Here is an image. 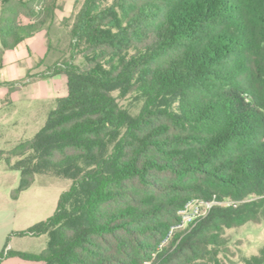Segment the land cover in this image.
Returning <instances> with one entry per match:
<instances>
[{
	"label": "trees",
	"instance_id": "trees-1",
	"mask_svg": "<svg viewBox=\"0 0 264 264\" xmlns=\"http://www.w3.org/2000/svg\"><path fill=\"white\" fill-rule=\"evenodd\" d=\"M62 8L0 0V55L44 30V70L27 80L62 74L67 87L10 150L12 197L36 175L72 182L20 233L46 235V249L5 246L0 261L225 264L224 232L264 216V0H81L59 18ZM128 95L142 101L136 115L118 103ZM212 201L174 232L189 203ZM242 264H264V249Z\"/></svg>",
	"mask_w": 264,
	"mask_h": 264
},
{
	"label": "rangeland",
	"instance_id": "rangeland-1",
	"mask_svg": "<svg viewBox=\"0 0 264 264\" xmlns=\"http://www.w3.org/2000/svg\"><path fill=\"white\" fill-rule=\"evenodd\" d=\"M74 1L58 0L66 14L69 13V10L71 13L78 11L81 0H78L76 8L73 6ZM65 5H68V8L65 9ZM59 15L62 16L63 11ZM76 63L80 66L83 65L80 58ZM114 95L118 94L114 93ZM118 103L132 115H136L142 105L140 98L135 95L118 98ZM37 120L33 121V126L25 130V138H33L43 126L45 119L39 121V125L35 126ZM0 151H2L0 153V158H2L0 159V253L6 246L16 252L39 255L46 249L48 237L46 235L32 237L20 235V233L52 216L57 208L60 194L68 190L72 182L58 175H36L32 186L13 198V193L20 185V174L18 171L8 168L5 160L9 159L11 165H14L17 159L10 157V150H2L0 147ZM205 209L202 204L191 203L181 213L183 224L175 228L174 232L185 229L189 225L190 219L197 214L196 211L201 212ZM256 219L254 222L224 232L227 244L223 248L221 256L225 264H242L244 257L258 254L264 249V216L262 217L258 213ZM5 232L7 233L5 234ZM10 259L19 264H38L21 260L18 257H6L0 261V264L4 260L9 261ZM3 264H14V262H4Z\"/></svg>",
	"mask_w": 264,
	"mask_h": 264
},
{
	"label": "crops",
	"instance_id": "crops-1",
	"mask_svg": "<svg viewBox=\"0 0 264 264\" xmlns=\"http://www.w3.org/2000/svg\"><path fill=\"white\" fill-rule=\"evenodd\" d=\"M66 8L68 5H65ZM62 11L63 15L60 16L59 13ZM60 12H58L59 18L68 17L71 13L69 10L66 14L63 9ZM46 52V32L42 30L20 42L14 49L4 51L0 55V147L2 150H11L19 143L32 139L25 138V130L33 126V121L36 119L38 120L35 126L39 125L42 119H45L43 120L45 123L48 115L55 109L56 101L67 95L66 78L62 74L27 80L28 74L36 76L43 72L44 66L41 61ZM9 250L13 251L12 248ZM4 262L19 264L12 259L4 260L2 264Z\"/></svg>",
	"mask_w": 264,
	"mask_h": 264
},
{
	"label": "built area",
	"instance_id": "built-area-1",
	"mask_svg": "<svg viewBox=\"0 0 264 264\" xmlns=\"http://www.w3.org/2000/svg\"><path fill=\"white\" fill-rule=\"evenodd\" d=\"M191 203H196V204H202V205H204L205 206V210H203V211H201V212H198V211H196V213L197 214H195L194 216H193V218L192 219H190V222L189 223H192L194 220H196V219H199V218H203L204 216H206V214H207V212L209 211V209L211 208V206H213L214 204H217V203H215L214 201H212V202H210V203H204V202H191ZM191 203H189L187 206H186V208L189 206V205H191ZM230 203H228V204H221V205H229ZM186 208H185V210H186ZM184 210V211H185ZM184 211H182L181 213H183ZM182 224H183V222H182Z\"/></svg>",
	"mask_w": 264,
	"mask_h": 264
}]
</instances>
